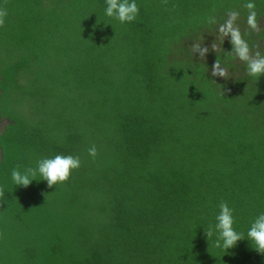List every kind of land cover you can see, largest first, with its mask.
<instances>
[{
    "label": "trees",
    "instance_id": "1",
    "mask_svg": "<svg viewBox=\"0 0 264 264\" xmlns=\"http://www.w3.org/2000/svg\"><path fill=\"white\" fill-rule=\"evenodd\" d=\"M136 3L0 0V264H264L206 235L222 202L244 235L264 212V75L226 34L264 56V0ZM58 154L66 181L13 185Z\"/></svg>",
    "mask_w": 264,
    "mask_h": 264
},
{
    "label": "clouds",
    "instance_id": "2",
    "mask_svg": "<svg viewBox=\"0 0 264 264\" xmlns=\"http://www.w3.org/2000/svg\"><path fill=\"white\" fill-rule=\"evenodd\" d=\"M252 7L251 4L248 5ZM139 12L136 0H106L104 15L108 18H114L121 23L132 22L135 20ZM7 15L5 9L0 8V24H3L4 17ZM235 16V13H233ZM255 14H251L248 22L255 26ZM230 33L231 43L234 45L233 50L236 55L243 61H246V70L250 76L259 78L264 75V56L257 53L256 57H250L247 45L240 39L238 31L228 26L226 34ZM206 49L202 50V54ZM224 75V69L218 64L213 66V75ZM90 156L96 155L95 146L89 150ZM80 166V159L72 155H55L51 158H43L37 161L35 168H26L11 170V180L14 186L27 187L34 180H44L49 186L56 185L58 182H64L68 179L70 171ZM39 177V179H37ZM0 195L3 190L0 189ZM233 210L227 203L219 204V212L215 217L214 225L210 226L206 231V235L210 238L215 236V245L223 249L225 252L233 248L241 239H247L253 249L260 253H264V212L259 213L250 223L246 235L236 231L234 228Z\"/></svg>",
    "mask_w": 264,
    "mask_h": 264
},
{
    "label": "rangeland",
    "instance_id": "3",
    "mask_svg": "<svg viewBox=\"0 0 264 264\" xmlns=\"http://www.w3.org/2000/svg\"><path fill=\"white\" fill-rule=\"evenodd\" d=\"M6 49L7 47L6 46H2L1 49H0V56L2 58H5L6 57ZM10 63H12V61L10 60ZM8 121H4L1 125H0V131L3 129V126L7 123Z\"/></svg>",
    "mask_w": 264,
    "mask_h": 264
}]
</instances>
